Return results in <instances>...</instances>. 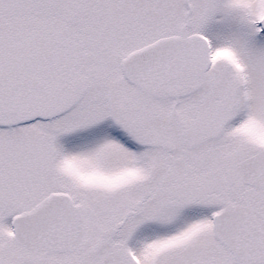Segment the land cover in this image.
<instances>
[{
    "label": "snow or ice",
    "instance_id": "6c2138e0",
    "mask_svg": "<svg viewBox=\"0 0 264 264\" xmlns=\"http://www.w3.org/2000/svg\"><path fill=\"white\" fill-rule=\"evenodd\" d=\"M0 264H264V0H0Z\"/></svg>",
    "mask_w": 264,
    "mask_h": 264
}]
</instances>
